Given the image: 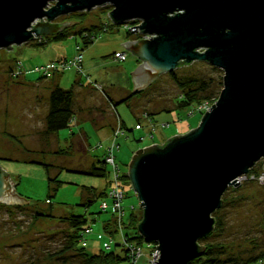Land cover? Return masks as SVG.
Segmentation results:
<instances>
[{
  "label": "water",
  "instance_id": "water-1",
  "mask_svg": "<svg viewBox=\"0 0 264 264\" xmlns=\"http://www.w3.org/2000/svg\"><path fill=\"white\" fill-rule=\"evenodd\" d=\"M104 5L113 24L139 19L149 36L121 43L141 60L131 93L194 61L223 71L197 126L137 148L127 163L142 210L137 232L159 251L154 264H188L204 253L199 240L213 232L226 189L264 157V0H0V49L55 34L78 22L59 16ZM15 186L0 165V202L30 203Z\"/></svg>",
  "mask_w": 264,
  "mask_h": 264
},
{
  "label": "rangeland",
  "instance_id": "rangeland-1",
  "mask_svg": "<svg viewBox=\"0 0 264 264\" xmlns=\"http://www.w3.org/2000/svg\"><path fill=\"white\" fill-rule=\"evenodd\" d=\"M110 9L108 5L98 6L90 11L59 16L55 21H78L73 25L78 29H86L94 24L100 25L101 21L106 23ZM116 29L109 32L98 31L93 43L97 41L95 45L100 47L98 55L93 56H98L99 59L88 61L89 64L105 59V52L108 54L107 51L112 49L110 45L101 48L108 36L119 39L125 35L123 25H118ZM52 38L50 35L45 41ZM37 40L34 38L28 43L14 44L12 49H0V165L16 183V192L32 202L18 205L19 207L0 202V264H80V255L75 250L62 252L65 233L68 231L67 224L62 221L63 216L73 214L86 218L84 226L91 227V232L85 236L87 253L98 252L102 242L110 240V235L112 248L118 251L121 248L114 246L118 233L105 232L103 229L104 222L109 221L110 229L114 230L111 211L100 208V202L104 198L95 197L87 205L83 204L86 198L83 186L106 189L110 175L107 173L104 177H96L77 171L96 156L104 155V148L114 137L112 127L114 130L120 126L117 117L121 118L126 128L118 137L119 149L115 153L118 173L122 175L127 172V163L137 148L154 142L162 144L172 135L185 133L197 126L207 110L203 107L208 106L209 109L217 98L171 112L160 111L178 100V97H174L179 91L169 73L158 76L142 95L132 98L128 103L117 104L115 110L99 93L101 90L76 87L74 104L81 119L78 127L70 124V127L59 130L56 137L54 134L45 136L43 117L47 109L50 76L44 77V73L36 71L35 67L49 64L57 50L61 56L72 57L75 42L80 39L72 35L58 43L51 41L43 46H36ZM86 49L87 47L83 48V51ZM130 54L120 64L104 62L99 73L91 76V80L96 79L123 90H113L115 97L112 100L121 99L132 92L129 74L136 67L131 70L128 66L133 61L139 64L141 60ZM17 59L22 62L23 73L19 75L14 72ZM175 71L178 74L223 76L221 69L204 61L177 67ZM62 72L61 87L68 88L77 79L83 85L89 83L85 77H75L72 68ZM144 110L160 112L153 117L148 116L151 122L148 124L149 121L140 115ZM138 117L142 130L138 129ZM90 118H94L96 125L104 126L96 128ZM72 132L86 133V140L80 134L72 137ZM44 137L47 139L43 140ZM32 160L48 163L50 166L47 169L43 164L30 162ZM250 173L253 174V179L226 189L222 196L226 201L225 205L215 215L212 213L214 218L216 216L221 219L223 229L211 237L209 242L220 241L229 255L238 253L245 256L250 250L257 253L264 247V157L256 162ZM125 180H129L128 177ZM122 187L125 192L122 201L125 210L123 231L134 236L137 230L130 223L131 206L139 209V199L130 182L123 180ZM36 210L50 213L54 217H34ZM141 247L143 251L137 264H147L148 243L143 241Z\"/></svg>",
  "mask_w": 264,
  "mask_h": 264
},
{
  "label": "trees",
  "instance_id": "trees-1",
  "mask_svg": "<svg viewBox=\"0 0 264 264\" xmlns=\"http://www.w3.org/2000/svg\"><path fill=\"white\" fill-rule=\"evenodd\" d=\"M108 8L110 9L111 7H109L108 5ZM116 28H118V25L113 24L110 21V19L106 23H103L101 21L100 25L94 24L86 29H81V28L78 29L75 25H71L65 27L59 32H56L55 34H52L53 38L50 39L49 41H45V39L49 38L50 35L44 36L43 40L40 42H35V45L43 46L51 41H61L67 36L71 37L72 35H75V37H78L80 39L83 48H86L87 46H89V44L93 43V41L95 40L93 38H97L98 31L102 30L109 32V30ZM116 31H118V29H116ZM125 36L126 38H132V39L139 38L137 34H133L131 32H126ZM212 69L217 70L216 68H212ZM169 75L171 76V79L173 80L174 84L176 85L179 91V94H177L174 97V98L178 97V100H176V102L173 103L172 106H165L162 109H160V111L171 112L174 109L176 110L183 109L191 105H195V104L197 105L199 102L202 101H214L215 98L218 97V94L223 86L222 76L219 74H217V76H213L212 74L200 75L195 73L178 74L174 70L170 72ZM60 77H61V72L53 73L50 76V84L48 87V97H47V109L43 117V121H44L43 134L45 136H50L51 134L57 133L61 129L70 127L72 121L75 120L76 110H75L74 99L76 93H75L74 83H79L80 80H74L68 88H64L59 85ZM146 89L136 94L130 92L128 95L118 100H112V98H110L108 94H106V92H104V94L107 97V101L109 102V104L115 110L117 104L121 102H125V103L130 102L132 98L142 95ZM102 93H103V89H102ZM159 112L158 111L146 112L144 110V112H141L140 115L142 116L145 113L148 116L153 117L155 114ZM118 119L120 118L118 117ZM89 120L94 124L95 127L97 126L96 128L99 127L98 125H96L94 118L93 119L91 118ZM119 124L123 130L126 129L125 124L123 123L122 120H120ZM138 126L139 127L141 126L139 122V117H138ZM79 134L81 135V137L83 136V138H85L86 140L87 136L86 133L84 132L83 133L72 132L71 136L74 137ZM30 162L43 164L44 167H46L47 169L50 166V164L40 161L32 160ZM77 171L83 174L92 175L96 177H104L109 172L107 166L105 165L103 156L101 157L97 156L95 161L91 163L89 166H87V168H82ZM125 179H127L126 172L123 174L122 180L126 181V183H129L128 182L129 180H125ZM83 191L86 196L85 200L83 201L84 205H87L86 203H90L91 201H93L95 197H104V195L106 194V189L98 190L97 188L92 186L89 187L83 186ZM30 203L32 202L30 201ZM225 203H226L225 199L222 200V204L218 209H221L225 205ZM14 207H19V206L14 205ZM218 209L214 212L213 215H215ZM141 213L142 210H140V208L137 210L135 208V210L131 211L130 214V221H131L130 223L132 224V227L135 228L136 230H137V224L141 219V215H142ZM39 215L46 217H54L50 213L47 212L45 213L44 211L39 212L38 210H36L34 212V217H37ZM215 219L216 221H215L214 231L210 235L203 237L199 240V243H203L205 245L204 253L201 256H198L190 260L188 264H264V247L261 248L257 253L252 252L250 250L248 254H246L245 256H242L238 253L236 255L234 253H230L231 255H229L227 253V250L225 249V246L220 241L212 240L209 242V239L211 237L218 234L219 231L223 229L221 219L217 218L216 216ZM62 221L65 222L68 227V231L65 233L62 252H69L71 250H75L78 253V255H80V259H79L80 264H122V263L131 264L128 250L122 244L114 243V246L121 247L119 251L113 249L112 246L110 249H104L102 246L99 249V251L96 253L86 252L85 250L86 245L81 244L82 231L86 227H88V226H84L87 220L83 215L70 214L67 216H63ZM110 226L111 223L109 221L104 222L103 229L105 230V232L111 233L113 231H116L115 227L114 230H111ZM124 235L127 237V239L136 241L137 244L139 245H141L142 242L144 241V239L140 235H138V232H135L134 236H130L128 232H124Z\"/></svg>",
  "mask_w": 264,
  "mask_h": 264
},
{
  "label": "built area",
  "instance_id": "built-area-1",
  "mask_svg": "<svg viewBox=\"0 0 264 264\" xmlns=\"http://www.w3.org/2000/svg\"><path fill=\"white\" fill-rule=\"evenodd\" d=\"M140 24V20L139 19H133L130 21H127L123 24V29L126 32H131L133 34H137L140 37H149L147 35L142 34L139 31V28L135 25H139ZM132 26H135V31L131 29ZM37 38L38 42L43 40V37H35ZM93 38V37H91ZM96 39V38H93ZM83 45L81 43V41L76 42L75 44V53L72 57L70 58H64V59H59V60H55L50 62L49 64L45 65V66H36L35 70L39 71V72H43L44 76H51V74L53 73H57V72H62L66 69H70L72 68L76 74L78 76L81 77H85L87 78L89 83H92V85L94 86V88L99 89L102 91L103 85L99 84L97 82H91L90 78L88 77V75L86 74L84 67H83ZM127 57V52L125 50L122 51H116L113 53V60L115 61H123L125 60ZM14 72L16 75L22 74V62L17 59L16 60V67L14 69ZM88 83V84H89ZM203 108H207L208 110V106H204ZM143 118L147 119L149 121V117L147 114H143L142 115ZM151 122L149 121L148 124H150ZM139 127V126H138ZM142 127V125L140 126ZM124 132V130L120 127L117 126L114 130V137H112V140L110 142V144L108 146H106L104 148V155H103V159L105 162V165L107 166L108 169V174L110 175V179L108 181V186L106 188V194L104 195V199L101 200L100 202V208L102 210H110L112 217H113V223H114V227L116 228V232L118 233V239L116 241V243L118 244H122L125 248H127L128 250V254L130 257V263L131 264H137L138 260L140 258V256L142 255V247L141 245L137 244L136 241H132L127 239V237L124 235V231H123V217H124V213L125 210L123 209V204L122 201L125 197V192L124 189L122 187V175H119L118 171H119V165L116 162L115 159V153L116 151H118L119 149V144L117 143L118 137L120 136V133L122 134ZM147 135V132L145 133ZM101 145V144H99ZM254 176L253 174H251L250 172L247 174H243L241 176H239V180L237 179L239 184H242L243 181H247L250 179H253ZM107 198V199H105ZM110 199V201H109ZM132 211L135 210V207L132 205L131 206ZM91 232V227L88 226L86 227L83 231H82V237H81V244L82 245H86V238L85 236L87 234H89ZM139 235V234H138ZM111 240H112V236L110 235V240L109 241H104L102 242V246L104 249H110L111 248ZM148 248L149 251L147 253V264H154V261H157L158 257H159V251L156 247V244L154 242L148 243Z\"/></svg>",
  "mask_w": 264,
  "mask_h": 264
},
{
  "label": "crops",
  "instance_id": "crops-1",
  "mask_svg": "<svg viewBox=\"0 0 264 264\" xmlns=\"http://www.w3.org/2000/svg\"><path fill=\"white\" fill-rule=\"evenodd\" d=\"M114 35V34H113ZM114 36H108V38L106 39V43L105 44H103V46H101V48H105L106 47V45H110V46H112V49L111 50H108L107 52H109L108 54L105 52V54H104V56H105V59H102V60H100V61H97V62H95V63H92V64H89L88 63V61H92V60H95L97 57H94L93 55H98V47H100V46H97V45H95V43L97 42H95V43H91L92 45H90L89 44V46H87V49L86 50H84V53H83V67H84V70H85V72H86V74L88 75V77L90 78V81L91 82H97V83H99V84H102L103 85V93H102V91H99V93H101V95L107 100V97L105 96V94H104V92H106V94H108V96L110 97V98H114L115 97V94H114V92H113V90H117V91H123V90H121V88H118V86L117 87H115V86H113V85H107L106 83H103V82H100V81H97L96 79L95 80H91V76H96L98 73H99V71L103 68V66H104V62H106V61H109V62H112V63H117V64H120V63H122V61H115V60H113V58H112V56H113V53L114 52H116V51H122V50H125L124 48H123V46H122V44L121 43H123L124 41H126V40H130V39H132V38H126V36L124 35V36H122V37H120L119 39H114L113 38ZM95 41V40H94ZM53 42H56V43H58L59 41H53ZM76 42H79V41H76ZM76 42H75V44H76ZM75 49V48H74ZM126 51V50H125ZM74 52H75V50H74ZM74 52H73V54H74ZM127 52V56L130 54V52H128V51H126ZM131 55V54H130ZM133 55V54H132ZM134 56V55H133ZM135 58H136V56H134ZM64 58H67L66 56H61V53H59L58 52V50H57V53H56V55L54 56V57H52V59H51V61H55V60H59V59H64ZM97 59H99V58H97ZM137 59V58H136ZM50 61V62H51ZM124 61V60H123ZM138 62L137 61H133V62H131V65L130 66H128V69H133V68H135L138 64H137ZM134 70V69H133ZM132 70V71H133ZM131 71V72H132ZM128 72H130L129 70H128ZM73 73H74V75H75V77H77V74H76V72L73 70ZM62 74H63V72H61V76H62ZM130 75V79H131V81L129 80V86L131 87V86H133V83H132V78H131V74H129ZM47 79V78H46ZM49 79H50V77H49ZM60 79H61V77H60ZM43 80H45V79H43ZM42 80V81H43ZM62 80V79H61ZM61 80H59V85H61ZM68 80V79H67ZM77 80H80V79H77ZM81 81H79V83H74V88H76V87H79V88H93L94 86L93 85H91L90 83L88 84V83H86V84H82V83H80ZM87 88V89H88ZM94 89H96V88H94ZM119 89V90H118ZM113 94V95H112ZM109 103V102H108ZM47 107V106H46ZM46 112V111H45ZM45 114V113H44ZM91 119V118H90ZM81 119H79V117H78V115H77V113H76V115H75V120L74 121H72V124H76L77 125V127H78V124H79V121H80ZM120 120H121V118L120 119H118V117H117V121H118V123H120ZM104 125H100L98 128H100V127H103ZM113 126V125H112ZM112 128H114V127H112ZM78 130L80 129V128H77ZM138 129H140V130H142V127H139ZM83 130V129H82ZM56 134V133H55ZM54 134V135H55ZM55 137H56V135H55ZM47 138L46 137H44V139L43 140H46ZM97 157V156H96ZM96 159V158H95ZM95 159L94 160H92L90 163H88V165H90L91 163H93L94 161H95ZM88 165H86L85 167H80V169H82V168H87V166ZM80 169H78V170H80Z\"/></svg>",
  "mask_w": 264,
  "mask_h": 264
},
{
  "label": "bare ground",
  "instance_id": "bare-ground-1",
  "mask_svg": "<svg viewBox=\"0 0 264 264\" xmlns=\"http://www.w3.org/2000/svg\"><path fill=\"white\" fill-rule=\"evenodd\" d=\"M243 175V174H242ZM241 176V175H240ZM236 179H238L239 180V176L236 178Z\"/></svg>",
  "mask_w": 264,
  "mask_h": 264
}]
</instances>
